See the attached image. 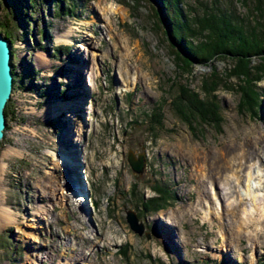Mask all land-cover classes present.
Returning a JSON list of instances; mask_svg holds the SVG:
<instances>
[{
    "label": "rangeland",
    "instance_id": "374dc122",
    "mask_svg": "<svg viewBox=\"0 0 264 264\" xmlns=\"http://www.w3.org/2000/svg\"><path fill=\"white\" fill-rule=\"evenodd\" d=\"M22 1L20 9L30 8L29 0L17 3ZM211 1L184 0V8L201 12ZM9 2L2 0L0 20ZM32 2L33 15L12 23L18 80L10 99L14 115L0 140V264L263 262L264 224L234 221L231 205L241 196L239 189L234 196L224 189L221 172L232 165L221 164L235 161L249 143L264 146V72L255 69L264 61L253 57L248 78L231 77L218 89L221 129H193L173 108L180 85L199 90L213 68L227 73L236 63L216 56L210 64H194L187 74L173 54L177 48L170 44L161 0H64L62 8L54 0ZM116 4L121 12L104 14L102 8ZM220 5L244 14L254 6L244 8L238 0ZM70 27H76L71 42H58L57 35ZM243 88L256 101L241 111ZM63 100L74 105L56 116L43 112ZM155 106L162 107L164 122L152 131ZM65 151L78 157L77 164H54ZM130 152L137 159L144 155L142 173L131 167ZM256 156L264 192V162ZM156 184L171 189L173 198L165 208L143 213L140 198L155 195ZM80 185L88 193L85 201ZM209 191L214 202H205L212 211L207 218L205 208L197 206L200 192L209 200ZM251 201L246 196L243 209L253 214ZM4 208L14 213L15 223L3 227ZM129 211L144 226L142 234L132 228ZM240 212L238 218L248 216ZM41 213V227L26 223ZM21 227L38 230L37 240L19 233Z\"/></svg>",
    "mask_w": 264,
    "mask_h": 264
},
{
    "label": "trees",
    "instance_id": "16d2710c",
    "mask_svg": "<svg viewBox=\"0 0 264 264\" xmlns=\"http://www.w3.org/2000/svg\"><path fill=\"white\" fill-rule=\"evenodd\" d=\"M46 1L50 2V0H44V2ZM63 1L54 0V2L59 3L60 8H62ZM221 1H211V7L205 8L201 12H195L196 10H192L193 7L191 6L187 9L184 8V0H161L171 26L170 35L174 43L170 42V44L173 45V48L174 46L177 48L173 54L183 67L189 69V71L185 70L187 74L192 73L194 64H210L216 56L230 58L236 63L234 68L227 73L219 72L216 68H213L212 72L201 81L202 84L199 90L187 84L180 85L178 95L172 101L173 108L178 116L193 129H198V126L201 128L212 126L221 129L224 119L217 94L218 89L222 85H227L231 77L238 78L239 81L245 77L248 78L250 76L248 73L252 71L250 62H252L253 57H257L262 62L264 61L263 0H238V3L243 5L244 8L253 3L254 6L250 7L245 14L238 13L232 7H221ZM40 2H43V0H40ZM20 3L25 4L23 1L17 3V0H11L8 3L5 18L0 20L1 32L11 41L12 46L14 44L13 21L24 18L29 19L28 13L33 15L30 11L36 5L32 0H29L30 8L25 5L24 9H20ZM1 6L2 0H0V8ZM255 69L258 73L264 72V65H257ZM13 71L15 90L18 79L15 68ZM261 78L262 76H259L258 80ZM238 88H241V86L239 85ZM245 89H240L242 100L238 106L241 111L249 109L250 103L253 100L256 101L251 93H244ZM61 97L64 98V93L61 94ZM10 101H7L5 107L7 121L5 131L10 128V122L14 115ZM163 120L164 111L162 107L155 106L149 130H158L163 125ZM152 189L155 195L148 198L142 195L140 198L138 206H143L141 211L143 213L157 212L165 208L173 198L171 189H167V186L156 184L152 186ZM135 193L136 189H132L130 192L132 196ZM259 264H264V261Z\"/></svg>",
    "mask_w": 264,
    "mask_h": 264
},
{
    "label": "bare ground",
    "instance_id": "6f19581e",
    "mask_svg": "<svg viewBox=\"0 0 264 264\" xmlns=\"http://www.w3.org/2000/svg\"><path fill=\"white\" fill-rule=\"evenodd\" d=\"M99 1H103V0H99ZM102 9L105 12L104 14L106 15L107 10L108 11L112 10L114 13H119L123 10V7L120 6V4H116V5L110 6V8L107 7V9L106 8H102ZM75 29H76V27H70V29H68L66 32L59 33L57 35L58 42L63 43V44L64 43H67V44L70 43L72 40V36L76 31ZM86 46H88V43L86 44ZM126 46H127V48H129L128 45H126ZM81 48L87 49V47H85V46H81ZM44 63H45V65L48 64L47 58H45ZM81 72H82V70H81ZM70 101L71 100H67V101L63 100V101H60L58 105H49L47 107V109L44 110L43 112L47 116H56L60 112L67 110L68 107L73 104V102H70ZM81 103L84 105L83 99L81 100ZM84 109L85 108H83L82 110H84ZM78 111H80V110L78 109ZM72 115H75V112L68 114V116H72ZM257 143L259 144V145L258 144L257 145L260 146V141ZM260 152H264V146L254 148L253 144L249 143L248 147L243 148V152L239 153V156L237 159H235V161H231L229 164L228 163H222L221 164V162H220L222 168H228L232 165V167L230 168L232 170H230L229 168L227 171H226V169H223V171H225V172H221V173H223L221 175L224 176V179H222V183L225 185L224 189L227 190V193L229 190V192L231 193V196H234L236 193V190L239 189L237 193L241 197L236 200V203L231 205L232 207L230 209L231 215L233 214L234 217H237V219L234 221L238 222L239 225H240V223H242L246 226L253 225L254 223L258 224V225L264 224V192L261 189V185L263 183V181H262L263 178H262V175L260 173L261 169L254 167L256 162H257V159H256L257 156L256 155H259V159L261 157L262 161L264 162V153L262 156V154ZM77 159H78V157L74 156L72 158V155L68 154V152L65 151V153L58 155V158H57L58 161H57V163H54V164L57 165L58 167L60 165H62V166L65 165L66 167L67 166L72 167L74 165V162L77 164V161H78ZM218 168H220V166ZM232 171H233V174H230V172H232ZM234 174L236 175V178H234ZM256 178H258V181L256 180ZM235 180L238 181L237 185L234 184ZM80 183H82L81 179H80ZM79 187H80L79 190H81V192L83 193V195L81 197V201H85L86 197H87L86 195L88 194L86 192V188H83L81 185ZM74 191H76V190H74ZM209 194H210L209 195L210 199L206 200L205 199L206 197L203 196L204 194L202 192H200V195H201L200 196V203L197 206V210H199V211L200 210L202 211L205 208L207 218H210V216L212 217V211H210V209L207 208L206 203H208L209 201L214 202V200L211 199V192L210 191H209ZM248 195L250 196V199L252 200L251 201V203H253L252 207L255 209V212H253V214L251 213L250 209H248V208L243 209V205H246L244 202L245 197ZM231 196H229V198ZM242 201H243V203H242ZM38 208L40 210L42 207L39 206ZM4 210H5V214H7V219H3L2 223H1V226H3V227L6 225H10V224L15 223V216H14V213L12 211H10L11 209L10 208H8V209L4 208L2 210V213ZM239 212L241 214H242V212L247 213L248 216L238 218ZM255 213H257V214L259 213L258 215H260V217L257 218ZM42 219H44V215L41 213V214H36L35 219H33L34 223L31 222L28 218L26 220L27 222L26 221L25 222L31 226H33V224H34L35 225L34 227L39 228L43 224ZM167 222H172V221H167ZM37 231L38 230H35V229L34 230H28V229H25L22 227L18 229L19 233L24 232L26 237H28L29 239H33V240H37V236H36ZM256 241L257 240H255V242Z\"/></svg>",
    "mask_w": 264,
    "mask_h": 264
},
{
    "label": "water",
    "instance_id": "95a60500",
    "mask_svg": "<svg viewBox=\"0 0 264 264\" xmlns=\"http://www.w3.org/2000/svg\"><path fill=\"white\" fill-rule=\"evenodd\" d=\"M13 52L12 43L8 40L0 28V140L5 135L6 128V116L5 107L7 101L11 99L14 92V72H13ZM128 161L131 167L138 173H142L146 164V159L143 154L137 159L133 152H130L128 156ZM129 222L132 228L139 234L143 233L144 226L138 224V218L132 211H129Z\"/></svg>",
    "mask_w": 264,
    "mask_h": 264
},
{
    "label": "built area",
    "instance_id": "2783aa9c",
    "mask_svg": "<svg viewBox=\"0 0 264 264\" xmlns=\"http://www.w3.org/2000/svg\"><path fill=\"white\" fill-rule=\"evenodd\" d=\"M14 93V92H13ZM13 95V94H12ZM12 97V96H11Z\"/></svg>",
    "mask_w": 264,
    "mask_h": 264
}]
</instances>
